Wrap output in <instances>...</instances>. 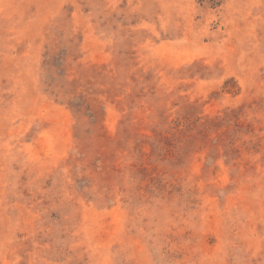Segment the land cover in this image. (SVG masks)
I'll use <instances>...</instances> for the list:
<instances>
[{
    "label": "rangeland",
    "instance_id": "rangeland-1",
    "mask_svg": "<svg viewBox=\"0 0 264 264\" xmlns=\"http://www.w3.org/2000/svg\"><path fill=\"white\" fill-rule=\"evenodd\" d=\"M0 264H264V0H0Z\"/></svg>",
    "mask_w": 264,
    "mask_h": 264
},
{
    "label": "trees",
    "instance_id": "trees-1",
    "mask_svg": "<svg viewBox=\"0 0 264 264\" xmlns=\"http://www.w3.org/2000/svg\"><path fill=\"white\" fill-rule=\"evenodd\" d=\"M211 1H213V2H215V3H216V0H211Z\"/></svg>",
    "mask_w": 264,
    "mask_h": 264
}]
</instances>
